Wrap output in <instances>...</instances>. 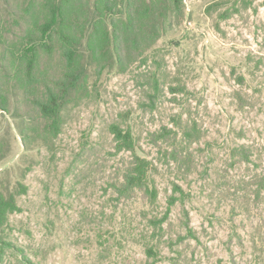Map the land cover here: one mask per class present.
<instances>
[{
  "label": "rangeland",
  "instance_id": "obj_1",
  "mask_svg": "<svg viewBox=\"0 0 264 264\" xmlns=\"http://www.w3.org/2000/svg\"><path fill=\"white\" fill-rule=\"evenodd\" d=\"M182 9L144 58L87 68L58 136L36 91L0 97V195L17 206L0 264H264V0ZM60 58L42 56L52 78ZM137 158L152 170L129 189Z\"/></svg>",
  "mask_w": 264,
  "mask_h": 264
},
{
  "label": "trees",
  "instance_id": "obj_2",
  "mask_svg": "<svg viewBox=\"0 0 264 264\" xmlns=\"http://www.w3.org/2000/svg\"><path fill=\"white\" fill-rule=\"evenodd\" d=\"M182 8L183 0H10L0 9V97L7 98L11 89L27 95L36 91L33 103L46 133L58 136L63 110L84 87L87 68L94 65L100 74L144 58L177 24ZM9 34L15 36L9 39ZM57 51L61 74L52 78L41 59ZM113 133L120 147L134 150L130 131L114 127ZM137 161L127 179L129 189H143L152 170L149 161ZM16 208L13 196L0 195V223Z\"/></svg>",
  "mask_w": 264,
  "mask_h": 264
}]
</instances>
